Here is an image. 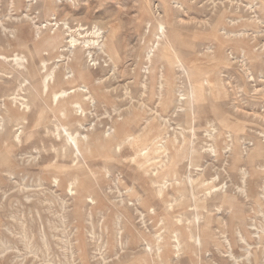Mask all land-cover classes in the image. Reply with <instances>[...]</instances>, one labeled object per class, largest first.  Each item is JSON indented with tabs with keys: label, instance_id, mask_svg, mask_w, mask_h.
Returning a JSON list of instances; mask_svg holds the SVG:
<instances>
[{
	"label": "rangeland",
	"instance_id": "374dc122",
	"mask_svg": "<svg viewBox=\"0 0 264 264\" xmlns=\"http://www.w3.org/2000/svg\"><path fill=\"white\" fill-rule=\"evenodd\" d=\"M0 264H264V0H0Z\"/></svg>",
	"mask_w": 264,
	"mask_h": 264
},
{
	"label": "bare ground",
	"instance_id": "6f19581e",
	"mask_svg": "<svg viewBox=\"0 0 264 264\" xmlns=\"http://www.w3.org/2000/svg\"><path fill=\"white\" fill-rule=\"evenodd\" d=\"M56 77L58 78V77H60V75L58 74ZM52 80H53V79H52ZM52 80H51V81H52ZM55 81H56V80H55ZM62 90H63V89H62ZM63 92H66V91L63 90L61 93H63ZM127 94H128V96H129V93H127ZM8 95H9V94H8ZM13 95H14V94H13ZM124 95H126V94H124ZM124 95H123V96H124ZM4 96H5V95H4ZM6 97H8V96L6 95ZM9 97H10V96H9ZM12 97H14V96H12ZM12 97H11V98H12ZM15 97H16V96H15ZM17 97H18V96H17ZM122 98H123V97H122ZM127 98H128V97H127ZM85 99H86V98H85ZM125 99H126V98H125ZM128 100H129V99H128ZM126 101H127V100H126ZM22 104H23V103H22ZM119 106H120V105H119ZM119 106H118V107H119ZM116 108H117V107H116ZM116 108H115V109H116ZM116 112H117V111H116ZM59 113H60V112H59ZM112 113H114V112H112ZM51 122H52V121H51ZM55 124H56V123H55ZM56 127H57V126H56ZM66 127H67V126H66ZM64 128H65V127H64ZM79 128H80V127H79ZM66 129H67V128H66ZM73 129H74V128H73ZM75 129H76V128H75ZM64 130H65V129H64ZM79 130H80V129H79ZM74 131H75V130H74ZM76 131H77V130H76ZM76 134H77V132H76ZM76 134H75V135H76ZM78 134H79V133H78ZM78 134H77V135H78ZM67 136H68V135H67ZM79 136H80V135H79Z\"/></svg>",
	"mask_w": 264,
	"mask_h": 264
}]
</instances>
